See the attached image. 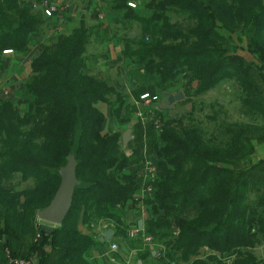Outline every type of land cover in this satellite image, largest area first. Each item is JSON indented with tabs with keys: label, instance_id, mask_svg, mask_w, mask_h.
I'll list each match as a JSON object with an SVG mask.
<instances>
[{
	"label": "trees",
	"instance_id": "1",
	"mask_svg": "<svg viewBox=\"0 0 264 264\" xmlns=\"http://www.w3.org/2000/svg\"><path fill=\"white\" fill-rule=\"evenodd\" d=\"M106 1L124 30L136 22L141 32L138 41L127 38L135 45L124 51L136 92L146 87L143 93L172 94L180 87L186 98L180 103L192 104L180 116L159 108L161 129H146V153H154L160 170L154 196L143 201L151 217L144 233L153 237L155 259L264 264L254 253L264 245V161L252 163L255 146L264 143V109L255 85L238 71L228 37L243 32L257 44L264 0ZM40 13L27 0H0V57L27 50L42 26ZM89 42L84 27L60 37L33 61L32 77L20 85L21 102L0 101V264H9L7 250L19 258L37 255L39 264H90L100 238L79 226L105 222L113 224L114 236L124 234L127 206L139 201L134 167L145 157L144 128L132 131L130 152L122 133H104L105 115L96 106L115 96L119 117L122 99L87 72ZM228 82L248 111L239 108L236 120L218 104L212 117L201 116L196 100ZM71 155L80 181L71 210L61 226L38 230L37 213L54 198L59 170Z\"/></svg>",
	"mask_w": 264,
	"mask_h": 264
},
{
	"label": "crops",
	"instance_id": "2",
	"mask_svg": "<svg viewBox=\"0 0 264 264\" xmlns=\"http://www.w3.org/2000/svg\"><path fill=\"white\" fill-rule=\"evenodd\" d=\"M54 1L59 4L68 3L70 5L69 10L66 15L62 17L59 24L56 19L45 18L42 13H40L43 22L42 26L38 33H33L31 35L27 50L25 52L13 51L12 54L1 55L0 101L10 100L16 104L20 103L22 100L20 85L32 77L33 61L40 56L45 48L53 45L60 37L69 35L75 29L84 27L88 31L90 37L85 56L87 72L106 81L111 87L115 88V92L119 94L122 99L119 117L116 115L115 111L118 109L120 103L116 100L115 96L112 97L110 104L100 103L96 106L105 115L103 123L104 133L117 132L124 134L126 132L124 119L128 115V110L131 106L130 101L135 98L133 94L136 93L138 85L137 78H135V75L132 73L133 68L131 66V61L124 56L126 45L132 44L133 42L129 43L126 41L127 36L123 33L125 30L119 23L117 16L109 10L106 0ZM98 43L100 45H98ZM4 91H7L8 94L5 95ZM161 100L163 104V98ZM130 132L132 134L131 130ZM261 161H264V143L255 146L252 156L253 164ZM141 168L142 166H136L134 170L137 172L138 170L140 171ZM135 198L140 200L138 193H136ZM142 203L138 202V204H140L139 210H141L142 214L136 219L135 224H138L139 221H143L142 230H144L146 222L151 217ZM135 206L136 205H132L131 203L127 206L125 217V225L127 228L135 225L129 220V218L134 215L132 209H134ZM51 228L54 229L53 227ZM85 228V226L80 225L79 231L85 235L102 237L97 228L96 231ZM92 228H94V226H92ZM114 237L113 235L111 240H113ZM110 241L104 243L100 241V244L95 245L90 250L88 256L89 263L132 264L133 258H130L131 252L136 249H129V251H127V256L122 253L114 254L110 252ZM151 249H153L152 246L138 252L136 255L139 257L138 264H159L157 259H155L156 254L154 251L152 258L145 256ZM36 264L39 263L36 261Z\"/></svg>",
	"mask_w": 264,
	"mask_h": 264
},
{
	"label": "rangeland",
	"instance_id": "3",
	"mask_svg": "<svg viewBox=\"0 0 264 264\" xmlns=\"http://www.w3.org/2000/svg\"><path fill=\"white\" fill-rule=\"evenodd\" d=\"M28 1V0H27ZM30 2V1H28ZM133 2V1H130ZM37 9V8H36ZM39 10V9H38ZM124 35L127 36V38L130 36L131 39H137L136 41L139 40L140 36H141V32L138 29V23L134 22L133 23V29L125 30V32H123ZM229 34H227L226 36H228ZM231 36V37H230ZM228 37H230V41H231V47H232V53L234 54L235 60H236V65H237V69L238 71L242 72V76L249 78V81H252V84L255 85V92L257 95V99L258 101H261L263 109H264V72H263V66L262 64H264V29L262 31V35L261 38L259 40H257V44H251V41L249 43L248 39L246 36H244L243 32L240 33H236V34H231ZM250 40V39H249ZM98 45H100L98 43ZM129 44L126 45V47ZM135 42H133L132 44H130V46H134ZM103 47V46H102ZM101 48V46H100ZM133 50H129V54L130 52ZM135 51V50H134ZM130 56V55H129ZM135 58V54H133V59ZM96 77V76H95ZM148 86V85H147ZM146 87H142L140 90H138L140 92V94H138L139 92L137 91L136 93H134V97L133 100L130 101V109L128 110V117L127 119L130 117L129 122H124L125 125V129L126 132L127 131H134L136 129V126L140 125L144 128V144H145V148L147 150L148 148V136L147 135V128H151L154 131H157L155 129V122L159 121L160 118H162L159 113L154 110L153 114H151L149 111H151L152 109H150L148 111L147 107H144L143 104L140 102V96L142 94H146L143 93L145 91ZM181 88L179 87L178 90H176L177 92L172 93L171 95H177L180 93ZM179 91V93H178ZM152 93V94H151ZM149 94L151 95H156L158 97H160L161 99L164 98L165 96H169V93H161L159 91H153ZM138 94V95H137ZM184 95V94H183ZM237 95H241L240 93H238L234 87V85L230 82L228 83H224L222 84L219 88H217L214 92L209 93L208 95H206L205 97H199L196 101H197V107H202V110L199 111L201 112V116H210L212 117L214 115V111H218L219 110V106L218 104L222 105L227 111H230L233 117H237L235 118L240 119L239 112L238 109H242L244 111H248L247 109H245L243 106H241L238 103L237 100ZM117 100V98H116ZM186 100V98H185ZM134 101V102H133ZM162 101V100H161ZM133 102V103H132ZM179 102H176L174 105V108L171 110V114L174 116H180V115H184L186 112H189L192 109V104H181ZM239 109V110H240ZM241 111V110H240ZM139 114H142V116H139ZM245 116V115H244ZM245 118L241 115V120H244ZM264 116H261V120L259 121L261 124L264 125ZM231 120V118H230ZM162 127V124L160 126V129ZM132 137V136H131ZM130 137L129 142H131L132 138ZM128 142V144H129ZM127 144V145H128ZM127 145H124L123 149L126 150L127 152H130V147L127 148ZM153 154H147L145 153V157H153ZM143 159V160H144ZM142 160V161H143ZM142 161L137 165L140 166ZM138 202H143L141 199L139 201H136L135 203H131L132 205H136L134 207V209H132V212H134V215L131 216L129 218L130 221H132L133 224L136 223V219L139 218L141 216V210H139V206L140 204H138ZM143 204V203H142ZM136 211V213H135ZM147 216V215H146ZM102 222H99L98 224H91L92 226H94V228H92V226H88L85 225V227L87 229H92L94 231H96V228L98 229L100 224ZM108 224V223H107ZM124 224H126V220L124 219ZM50 227L56 228L55 226H51L49 224H47ZM125 227H127L125 225ZM85 228V229H86ZM108 228L110 229H114L113 224H108ZM115 231V230H114ZM116 232V231H115ZM120 233V235L118 236L116 234V236L113 238V240H111L110 244H116L118 246V250L117 252H114V254H120L122 253L123 255L127 256V251H129V249H139L141 246V241L137 240V239H129L126 234H127V228H126V232L124 234ZM135 241V242H134ZM156 249L153 247V249H151V251L149 252H153ZM255 254L257 255L258 259L262 260L263 256H264V245L263 246H259L257 249H255ZM35 259V261H37V263H39V257L36 255L31 256V258ZM132 264H138L139 262V257L135 256L132 259ZM149 261V260H148ZM147 261V263H148ZM150 264V263H148Z\"/></svg>",
	"mask_w": 264,
	"mask_h": 264
},
{
	"label": "built area",
	"instance_id": "4",
	"mask_svg": "<svg viewBox=\"0 0 264 264\" xmlns=\"http://www.w3.org/2000/svg\"><path fill=\"white\" fill-rule=\"evenodd\" d=\"M28 1L33 3L34 7L39 9V11L42 13V15L45 18L56 19L58 24L62 20V17L66 15L67 11L70 8V5L68 3L59 4L58 2L52 0H43L41 1V3H36L34 2V0H28ZM128 5L132 8L136 7V4L133 2H129ZM12 53L13 51L11 50L4 51V54H12ZM4 94L7 95L8 92L4 91ZM140 102L143 104L144 107L148 108V111L152 109L151 111H149L151 114H153L154 110L157 111L162 105V101L160 97L156 95H151L149 93L142 94L140 96ZM139 116H142V114H139ZM161 124H162L161 118L159 121L155 122V129L157 131L160 130ZM131 138L133 139V136ZM145 153H146V149H145ZM140 166H142V168L140 171L139 170L137 171L135 182L137 186V193L139 194L140 199L144 201L154 196L156 191L155 185L158 178L160 177V170L158 168L157 161L154 157H146L142 161ZM44 225L45 223H43L37 218L36 228L39 230ZM98 230L100 231L101 235H103V233L106 231H113L111 228L110 229L108 228V224L105 222L100 224ZM126 236L132 240L139 238L142 241L140 249L138 250L136 249L131 252V256H130L131 259L135 257L138 254V252H140L141 250H145L147 247L150 246L153 247L154 245L153 237L150 235H146L144 233V230L140 229L139 226L137 225L128 228ZM39 237L40 235L38 234L37 239ZM117 250H118V246L116 244L110 245L111 253L117 252ZM6 254L9 264H36L34 257L27 259L19 258L14 256L10 252V250H7Z\"/></svg>",
	"mask_w": 264,
	"mask_h": 264
},
{
	"label": "water",
	"instance_id": "5",
	"mask_svg": "<svg viewBox=\"0 0 264 264\" xmlns=\"http://www.w3.org/2000/svg\"><path fill=\"white\" fill-rule=\"evenodd\" d=\"M185 96L183 93L177 95L165 96L161 110H172L176 102L183 101ZM131 137V132L127 131L123 134V144L127 145ZM77 160L74 155H71L67 164L59 170L60 185L50 202V204L43 210L38 211L37 218L45 224L51 226H61L66 220L74 198L75 189L80 185L77 178ZM143 221H139L138 226L142 229ZM114 235L113 231H106L103 233L100 241L102 243L110 241Z\"/></svg>",
	"mask_w": 264,
	"mask_h": 264
}]
</instances>
